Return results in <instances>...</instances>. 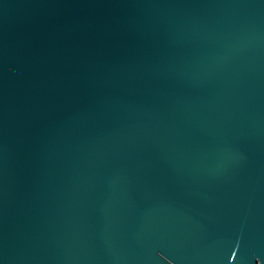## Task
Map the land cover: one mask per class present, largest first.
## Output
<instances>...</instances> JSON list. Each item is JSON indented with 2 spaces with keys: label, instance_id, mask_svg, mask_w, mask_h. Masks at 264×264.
I'll list each match as a JSON object with an SVG mask.
<instances>
[{
  "label": "water",
  "instance_id": "obj_1",
  "mask_svg": "<svg viewBox=\"0 0 264 264\" xmlns=\"http://www.w3.org/2000/svg\"><path fill=\"white\" fill-rule=\"evenodd\" d=\"M0 264H264V0H0Z\"/></svg>",
  "mask_w": 264,
  "mask_h": 264
}]
</instances>
